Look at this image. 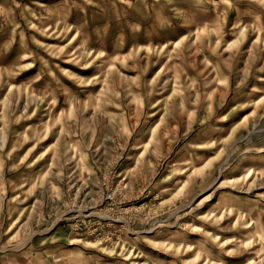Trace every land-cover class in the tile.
<instances>
[{
	"label": "rangeland",
	"instance_id": "374dc122",
	"mask_svg": "<svg viewBox=\"0 0 264 264\" xmlns=\"http://www.w3.org/2000/svg\"><path fill=\"white\" fill-rule=\"evenodd\" d=\"M0 264H264V0H0Z\"/></svg>",
	"mask_w": 264,
	"mask_h": 264
}]
</instances>
